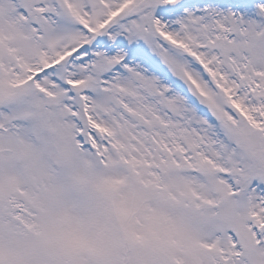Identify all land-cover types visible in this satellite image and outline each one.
<instances>
[{"label": "snow or ice", "instance_id": "snow-or-ice-1", "mask_svg": "<svg viewBox=\"0 0 264 264\" xmlns=\"http://www.w3.org/2000/svg\"><path fill=\"white\" fill-rule=\"evenodd\" d=\"M0 264H264V0H0Z\"/></svg>", "mask_w": 264, "mask_h": 264}]
</instances>
